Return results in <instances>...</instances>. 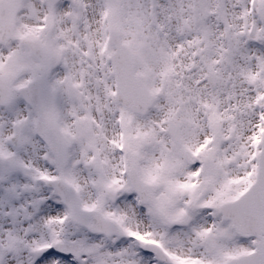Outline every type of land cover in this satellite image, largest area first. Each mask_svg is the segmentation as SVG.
Wrapping results in <instances>:
<instances>
[{
	"label": "snow or ice",
	"instance_id": "snow-or-ice-1",
	"mask_svg": "<svg viewBox=\"0 0 264 264\" xmlns=\"http://www.w3.org/2000/svg\"><path fill=\"white\" fill-rule=\"evenodd\" d=\"M0 264H264V0H0Z\"/></svg>",
	"mask_w": 264,
	"mask_h": 264
}]
</instances>
